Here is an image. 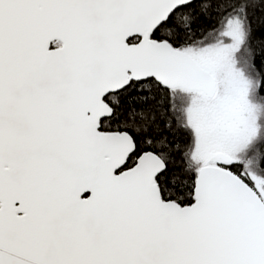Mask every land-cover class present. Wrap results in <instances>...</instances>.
<instances>
[{"label": "snow or ice", "instance_id": "6c2138e0", "mask_svg": "<svg viewBox=\"0 0 264 264\" xmlns=\"http://www.w3.org/2000/svg\"><path fill=\"white\" fill-rule=\"evenodd\" d=\"M0 264H264V0H0Z\"/></svg>", "mask_w": 264, "mask_h": 264}]
</instances>
